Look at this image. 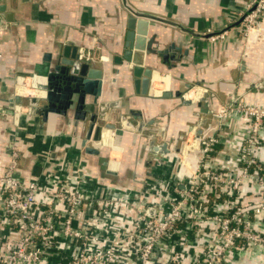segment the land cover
Returning a JSON list of instances; mask_svg holds the SVG:
<instances>
[{
	"label": "crops",
	"instance_id": "obj_1",
	"mask_svg": "<svg viewBox=\"0 0 264 264\" xmlns=\"http://www.w3.org/2000/svg\"><path fill=\"white\" fill-rule=\"evenodd\" d=\"M245 2L0 0L5 11L12 15V21L7 22L0 14V106L5 109V114H0V166L4 167L9 160L5 144L14 141L19 150L15 173L20 178L40 180L45 171L78 175L83 192L106 203V210H100L92 222L94 233L105 243L120 237L135 223L133 211L127 210L121 204L123 201L157 207L166 215L188 172L177 156L185 135L199 129L200 135L217 131L232 143L244 131L245 122L237 113L228 112L219 123L215 113L229 104L264 105V13L251 36L243 41L236 22ZM128 8L151 17L143 65L152 66V80L162 79L163 85L158 90L186 91L189 84L193 89L189 94L186 91L189 96L186 98L192 100L208 94L210 113L199 114L193 103L183 104L177 97L160 99L156 94L134 93L130 64L126 69L123 61L121 65L113 63V57L121 53ZM220 32H225L224 39H208L209 35ZM170 42L179 47V56L162 63L155 52ZM65 43L85 52L94 61L93 67L102 70V87L108 94L101 100L119 103L118 109H108L109 122L114 128L103 131V143L93 144L97 154L85 153L80 147L79 130L72 135L69 116L48 113L42 121L26 106L4 107V99L10 93L35 96L32 84H27V89L33 94L26 90L18 92L32 79L33 65L41 55ZM17 76L23 79L19 78L16 84ZM129 110L141 114L144 126L140 133L134 129L137 120L129 117ZM119 113L128 116L132 128L117 124ZM260 131L261 145L254 155L264 161V127ZM150 137L156 143L167 142L170 153L152 158L147 168L145 145ZM234 156L232 148L226 151L225 163ZM82 217L79 214L78 221ZM7 237H13V232L0 224V248ZM261 259L262 254L238 252L229 264H259Z\"/></svg>",
	"mask_w": 264,
	"mask_h": 264
},
{
	"label": "built area",
	"instance_id": "obj_2",
	"mask_svg": "<svg viewBox=\"0 0 264 264\" xmlns=\"http://www.w3.org/2000/svg\"><path fill=\"white\" fill-rule=\"evenodd\" d=\"M263 10L264 0L245 2L238 25L243 41ZM224 38L225 32L208 37ZM228 112L245 122L240 136L231 143L221 132L196 137L190 131L177 154L188 172L169 211L163 215L157 207L123 201L135 223L106 243L92 223L106 203L88 196L80 177L65 171H45L40 180L20 178L19 150L7 142L9 160L0 166V224L13 237L2 243L0 264H229L239 248L264 253V161L254 155L261 145L264 105L229 104L215 118L221 123ZM0 114H5L1 106ZM230 147L235 158L226 164L223 155Z\"/></svg>",
	"mask_w": 264,
	"mask_h": 264
},
{
	"label": "water",
	"instance_id": "obj_3",
	"mask_svg": "<svg viewBox=\"0 0 264 264\" xmlns=\"http://www.w3.org/2000/svg\"><path fill=\"white\" fill-rule=\"evenodd\" d=\"M0 14L7 22L12 21L10 12L5 11V6L0 4ZM146 15L135 13L128 8V15L125 18V31L122 37L121 53L113 57V63L121 65L123 61L131 77V83L135 94L142 96L150 95V84L153 79L151 65H143V57L146 48V33L148 19ZM240 19L236 23H239ZM179 47L170 42L167 47L157 50L161 62L168 59L176 60ZM93 60L80 51L76 46L65 43L52 48L41 55L40 60L34 63L30 77L35 79L32 88L41 93L37 96H23L10 93L4 101L8 109L26 106L28 111L42 121L46 120L48 113L70 117L72 120V135L78 131L79 145L85 153L97 154L98 149L93 144L100 142L102 129H113L114 125L109 122L108 109H118V101L108 102L101 100L107 90H103L101 74L102 70L93 67ZM186 89L191 85L187 84ZM186 90V91H187ZM186 91L165 89L156 94L160 99L177 97L183 104L193 103L199 114L206 115L211 111L208 108V94H201L194 100L184 97ZM25 104V105H24ZM129 117L137 120L135 131L140 133L144 122L139 111L129 110ZM126 115L119 113L116 117L118 125L132 128V123L127 122ZM205 118L201 119V123ZM197 123L200 124L199 119ZM196 137L200 136L201 130L195 131ZM147 155L144 165L148 168L152 158L163 157L170 153L167 142L156 143L150 137L145 145ZM111 173V171H107ZM151 212V209L149 210Z\"/></svg>",
	"mask_w": 264,
	"mask_h": 264
},
{
	"label": "bare ground",
	"instance_id": "obj_4",
	"mask_svg": "<svg viewBox=\"0 0 264 264\" xmlns=\"http://www.w3.org/2000/svg\"><path fill=\"white\" fill-rule=\"evenodd\" d=\"M31 80L33 81V82H32V85H33L34 82H35V79H34V80L31 79ZM153 81H154V80H152V82H151L152 84H153ZM152 84H151V87H152ZM191 89H193V88L188 89V92H187L188 94H189V92H191ZM25 90L27 91L28 94H33V92H32L30 89H27V88H21V89H19V92L24 93ZM35 90H36V92H35L33 95L36 94L35 96H37V95H39V94L41 93L39 90H37V89H35ZM159 91H160V90H158V93H159ZM192 91H194V90H192ZM150 93H151V90H150ZM151 94H152V93H151ZM188 94L186 95V92H185V93H184V97H185V98H186V97L189 98ZM195 94H197L196 90H195ZM194 99H195V98H194ZM194 99H192V100H194ZM107 130H109V129H102V131H101L100 142H98V143H103V140H102V137H103L102 135H103V133H104L103 131H107Z\"/></svg>",
	"mask_w": 264,
	"mask_h": 264
},
{
	"label": "rangeland",
	"instance_id": "obj_5",
	"mask_svg": "<svg viewBox=\"0 0 264 264\" xmlns=\"http://www.w3.org/2000/svg\"><path fill=\"white\" fill-rule=\"evenodd\" d=\"M246 1H250V0H246ZM264 13V10L262 11V13H261V15ZM260 19V16L257 18V21ZM187 135V139H188V137H190V134H186ZM186 137V136H185ZM185 137L183 138V140L185 139ZM183 140H182V142H183ZM181 146H182V143H181V145H180V148H181ZM177 154H178V152H177ZM238 252H245V253H248V254H262V256H263V259H261V261L259 262V264H264V253H258L257 251H255L254 249H250V248H248V249H246V248H239L238 250H236L235 252H234V255L236 254V253H238ZM234 255H233V257H234Z\"/></svg>",
	"mask_w": 264,
	"mask_h": 264
},
{
	"label": "flooded vegetation",
	"instance_id": "obj_6",
	"mask_svg": "<svg viewBox=\"0 0 264 264\" xmlns=\"http://www.w3.org/2000/svg\"><path fill=\"white\" fill-rule=\"evenodd\" d=\"M32 80L31 79H29L27 82H26V85H25V88H27V84L29 85V84H32ZM166 83V82H165ZM163 85V81H162V79H160V78H157V79H154V81H153V84H152V87H151V93L152 94H158V89L159 88H157V87H161ZM165 85V84H164ZM166 87V86H165ZM18 93H21V92H18ZM36 95V94H35Z\"/></svg>",
	"mask_w": 264,
	"mask_h": 264
}]
</instances>
